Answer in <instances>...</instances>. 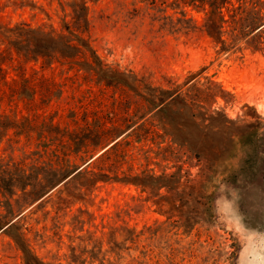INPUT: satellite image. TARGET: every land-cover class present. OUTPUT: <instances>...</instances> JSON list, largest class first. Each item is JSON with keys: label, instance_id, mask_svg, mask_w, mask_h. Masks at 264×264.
Masks as SVG:
<instances>
[{"label": "rangeland", "instance_id": "rangeland-1", "mask_svg": "<svg viewBox=\"0 0 264 264\" xmlns=\"http://www.w3.org/2000/svg\"><path fill=\"white\" fill-rule=\"evenodd\" d=\"M10 1L20 0H0V23L58 27L59 1L67 0H25L36 7ZM86 2L91 43L117 74L41 70L65 81L45 113L67 112L71 84L91 88L129 119L124 123L145 122L133 134L123 124L116 137L128 153L123 168L132 162L140 171L148 161L155 177L146 188L98 181L58 212L55 191L51 200L15 205L9 216L32 252L44 264H264V27L222 48L203 30L204 12L190 5ZM181 11L194 28L185 27ZM7 137H14L12 129ZM7 137L0 155L21 156L23 139ZM5 226L0 264H25Z\"/></svg>", "mask_w": 264, "mask_h": 264}, {"label": "trees", "instance_id": "trees-1", "mask_svg": "<svg viewBox=\"0 0 264 264\" xmlns=\"http://www.w3.org/2000/svg\"><path fill=\"white\" fill-rule=\"evenodd\" d=\"M145 1L152 7L167 2ZM10 3L36 7L25 0ZM171 3L202 10L203 30L220 42L222 48L264 27V0H171ZM59 4L63 14L58 27L25 21L0 23V143L11 129L14 137H7L8 142L23 139L21 156L0 155V205L5 209L0 212V227L6 225L4 230L9 231L21 249L25 264L44 263L32 252L19 222L11 220L9 215L15 205L36 198L51 200L55 191L53 203L58 212L98 181L131 182L146 188L150 184L148 179L155 177L152 169L146 167L148 161L140 171H135L132 162L123 168L128 153L124 142L116 137L123 124L130 128L128 134H133L145 122L136 126L133 122L124 123L129 119L122 117L116 107L107 108L91 88L79 89L71 84L72 93L66 95L67 112L63 115L57 108L45 113L52 98L63 93L65 81L44 77L41 70L58 69L59 73L74 70L75 74L80 70L94 71L101 78L117 74L105 65L91 43L86 0L59 1ZM185 15L181 11L179 19L187 29L194 28L191 18ZM224 33L228 34L229 42L223 38ZM252 39L247 38L246 42L251 44ZM260 42L256 40L254 44ZM29 63L32 70L27 73ZM10 69L13 74H9ZM145 99L153 100L151 95H145ZM22 108L27 112H22Z\"/></svg>", "mask_w": 264, "mask_h": 264}]
</instances>
